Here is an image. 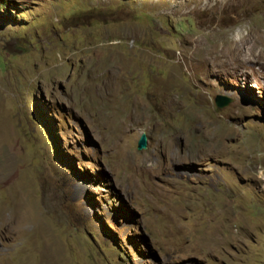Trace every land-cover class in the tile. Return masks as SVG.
<instances>
[{
  "label": "rangeland",
  "instance_id": "obj_1",
  "mask_svg": "<svg viewBox=\"0 0 264 264\" xmlns=\"http://www.w3.org/2000/svg\"><path fill=\"white\" fill-rule=\"evenodd\" d=\"M0 264H264V0H0Z\"/></svg>",
  "mask_w": 264,
  "mask_h": 264
},
{
  "label": "water",
  "instance_id": "obj_2",
  "mask_svg": "<svg viewBox=\"0 0 264 264\" xmlns=\"http://www.w3.org/2000/svg\"><path fill=\"white\" fill-rule=\"evenodd\" d=\"M233 101L231 99L225 98L223 96H217L215 98V105L219 109H224L228 107ZM148 148V138L146 134H142L139 141L137 150L144 151Z\"/></svg>",
  "mask_w": 264,
  "mask_h": 264
},
{
  "label": "bare ground",
  "instance_id": "obj_3",
  "mask_svg": "<svg viewBox=\"0 0 264 264\" xmlns=\"http://www.w3.org/2000/svg\"><path fill=\"white\" fill-rule=\"evenodd\" d=\"M196 46H198V45H196ZM241 51V50H240ZM234 52V51H233ZM237 53V52H236ZM226 60H228V59H226ZM235 61V60H234Z\"/></svg>",
  "mask_w": 264,
  "mask_h": 264
}]
</instances>
